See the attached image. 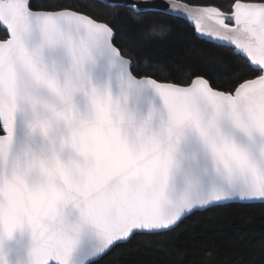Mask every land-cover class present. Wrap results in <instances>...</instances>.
Listing matches in <instances>:
<instances>
[{"label": "snow or ice", "instance_id": "snow-or-ice-1", "mask_svg": "<svg viewBox=\"0 0 264 264\" xmlns=\"http://www.w3.org/2000/svg\"><path fill=\"white\" fill-rule=\"evenodd\" d=\"M170 9L187 64L140 44ZM226 201L264 202V0H0V229L30 227L31 264Z\"/></svg>", "mask_w": 264, "mask_h": 264}, {"label": "trees", "instance_id": "trees-1", "mask_svg": "<svg viewBox=\"0 0 264 264\" xmlns=\"http://www.w3.org/2000/svg\"><path fill=\"white\" fill-rule=\"evenodd\" d=\"M152 20L163 27L164 34L140 39L143 51L151 59L187 64L197 56L196 50L190 56L175 39L176 25L182 18L168 15ZM169 26L173 28L171 34L167 32ZM187 28L195 35L188 22ZM198 43L216 53L229 52L207 40ZM94 264H264V203L235 202L195 211L170 231L137 235L117 244Z\"/></svg>", "mask_w": 264, "mask_h": 264}, {"label": "water", "instance_id": "water-1", "mask_svg": "<svg viewBox=\"0 0 264 264\" xmlns=\"http://www.w3.org/2000/svg\"><path fill=\"white\" fill-rule=\"evenodd\" d=\"M160 2H164V0H160ZM175 2L183 3V1L181 0H175ZM170 12L172 16L182 18L176 14V10L170 9ZM188 23L195 29L194 21H188ZM147 91L149 95L154 96V93L152 92L151 89H148ZM156 103L157 104L160 103L158 97L156 98ZM235 202L245 203V204L264 203V202L226 201L222 203L212 204L202 209L201 208L194 209L192 212L187 213L182 219L186 218L195 211H203L212 206L224 205ZM77 218H78V213H76L74 216L69 217V219L73 222H75ZM124 242H117V244ZM34 244L35 241L32 237L31 229L27 225H25L22 228L16 229L11 237H9L6 233L3 232L2 229H0V264H31V250ZM98 246H99V239L96 235V230L91 226H84L81 230V234L77 246L74 248L73 253L71 255L70 264H89L90 262H93L91 258V253ZM98 259L100 258H97L96 260Z\"/></svg>", "mask_w": 264, "mask_h": 264}]
</instances>
